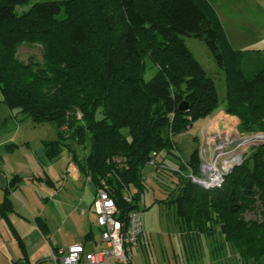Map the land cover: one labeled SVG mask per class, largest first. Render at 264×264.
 Wrapping results in <instances>:
<instances>
[{
    "label": "trees",
    "instance_id": "trees-1",
    "mask_svg": "<svg viewBox=\"0 0 264 264\" xmlns=\"http://www.w3.org/2000/svg\"><path fill=\"white\" fill-rule=\"evenodd\" d=\"M27 1L0 0V102L33 126L54 124L58 139L44 141L48 157L66 147L96 189L104 180L119 219L140 207L145 167L154 160V176L166 173L165 155L177 156L175 136L220 105L213 77L182 36L200 38L212 52L225 74V111L239 118V130L264 132V63L244 74L245 52L231 47L208 0H50L17 12ZM23 44L41 46V60H19ZM176 161L178 193L156 201H170L176 217L209 236L212 251L228 244L245 262L264 264V144L251 148L221 188L205 189L184 176L199 173L198 147ZM20 181L14 175L5 191V219L13 209L10 189ZM247 212L255 217L247 219Z\"/></svg>",
    "mask_w": 264,
    "mask_h": 264
},
{
    "label": "crops",
    "instance_id": "crops-1",
    "mask_svg": "<svg viewBox=\"0 0 264 264\" xmlns=\"http://www.w3.org/2000/svg\"><path fill=\"white\" fill-rule=\"evenodd\" d=\"M9 112V117L0 121V204L11 178L19 175L21 181L9 192L12 211L6 219L0 215V264H41L49 259L54 247L78 242L91 251L103 247L105 243L93 209L95 184L73 162L66 147L55 158H49L46 153L44 141L58 139L56 126L53 124L48 138L33 137L34 131L44 124L30 123L26 127L22 123L26 119L17 109ZM216 116L221 117L214 124L216 127L229 128L234 122L239 123L238 117L226 111ZM153 206L162 208L164 215L165 209L173 205L154 201ZM37 220L45 223L46 232ZM182 222L178 217L159 213L150 221L151 228L140 236V247L132 249V261L135 264H221L216 258L226 248L219 253L211 247L208 249L199 241H207L209 236L195 234V229L189 231L188 226L185 231Z\"/></svg>",
    "mask_w": 264,
    "mask_h": 264
},
{
    "label": "rangeland",
    "instance_id": "rangeland-1",
    "mask_svg": "<svg viewBox=\"0 0 264 264\" xmlns=\"http://www.w3.org/2000/svg\"><path fill=\"white\" fill-rule=\"evenodd\" d=\"M41 1H50V0H28L26 3L20 4L16 7V11L21 13L28 10L31 5L35 2ZM215 12L217 13L222 26L223 32L227 37L231 47L235 50H241L245 52V55L242 59L241 67L244 74L248 77L252 76L264 63V0H208ZM185 45L192 52L196 60L202 65L206 72L213 77L218 94L220 105L216 112L210 116L207 120L210 121L209 124L205 125L202 129L201 126L207 122V120H201L196 122L193 128L189 129L183 134L175 136V142L177 144L174 153L181 160H188L192 151L198 147L199 156L200 152L202 153V158L206 157L208 151L206 150L207 143L212 141V136L214 134H220L222 136H233L237 139L243 135H256L262 134L263 131H240L237 125L232 124L229 128L227 127H216L214 125L221 118L218 115L220 112L225 111V74L219 68L215 57L213 56L210 49L207 47L205 42L200 38L191 36H182ZM17 57L23 62H28L30 58H35L36 60H41L42 57V48L39 45H27L23 44L18 47ZM148 78L152 71H147ZM152 75V74H151ZM0 99H2V94L0 92ZM10 108L7 107L4 103L0 102V121L4 117H9ZM24 120L23 125L29 126L31 119L27 118L23 113H19ZM78 116H81L78 113ZM216 116V117H215ZM210 119V120H209ZM214 122V123H213ZM213 124V126L211 125ZM53 128L52 123H46L43 126L38 127L33 134V137H44L48 138L51 135ZM32 135V134H31ZM29 137H31L29 135ZM72 147L76 149L78 154L81 156L85 154V151L75 144V142L70 139L67 140ZM206 145V147H205ZM255 146H257L255 144ZM205 148V150H203ZM177 156L165 155L163 162L167 165L166 173L161 172V175L158 177L154 176V168L152 165H147L144 169L145 181H146V190L142 197V200L139 202L140 209L143 210V225L144 230L150 229V221L156 219V216L161 214V216H166L167 214L170 217H176V207L173 205L170 208H166L165 214L163 215L162 208L152 207V203L156 200H161L166 198L170 200L174 198L178 193L180 188L179 178L175 174L178 167L176 161ZM190 171H184V176L189 177ZM199 175V173L195 174ZM197 184V183H196ZM199 185V184H198ZM201 186V185H200ZM174 190V191H173ZM173 191V195H171ZM153 201V202H152ZM157 203H160L156 201ZM165 204H172L170 201H166ZM152 207V208H151ZM161 207V206H160ZM161 210V212H160ZM159 212V213H158ZM255 215L252 212H247L246 218H254ZM185 231H187V225L183 221L181 223ZM153 227V226H152ZM191 227L189 231H193ZM216 234L219 235L217 238H220V231L218 228L215 230ZM195 234H198V231H195ZM196 236V235H195ZM206 237V236H205ZM141 238V237H140ZM140 238H139V247H140ZM204 244L208 249L213 247L211 240L199 241V243ZM209 242V243H208ZM219 243L216 242V244ZM226 250L222 253L221 264H254L247 263L244 260L240 259L235 253L234 248L228 244L225 245ZM205 248V249H207Z\"/></svg>",
    "mask_w": 264,
    "mask_h": 264
},
{
    "label": "built area",
    "instance_id": "built-area-1",
    "mask_svg": "<svg viewBox=\"0 0 264 264\" xmlns=\"http://www.w3.org/2000/svg\"><path fill=\"white\" fill-rule=\"evenodd\" d=\"M260 135H243L237 139L222 136L221 140L220 134H214L212 141L207 143V147L205 145L206 157L202 158L200 152L199 175L189 170V178L205 189L221 188L227 174L244 162ZM150 164L154 165V160ZM124 199L131 202L130 192L125 193ZM93 209L105 245L93 251L79 242L56 247L49 259L41 264H135L131 254L133 248L139 247V238L144 232L143 210L134 208L128 211L125 220L119 219L116 202L104 180L96 189Z\"/></svg>",
    "mask_w": 264,
    "mask_h": 264
},
{
    "label": "water",
    "instance_id": "water-1",
    "mask_svg": "<svg viewBox=\"0 0 264 264\" xmlns=\"http://www.w3.org/2000/svg\"><path fill=\"white\" fill-rule=\"evenodd\" d=\"M180 108H181V109H186V108H187V103L183 102V103L180 105ZM255 144H256V145H262V144H264V134H261V135L257 138L256 142H254V143L252 144V146H255Z\"/></svg>",
    "mask_w": 264,
    "mask_h": 264
}]
</instances>
